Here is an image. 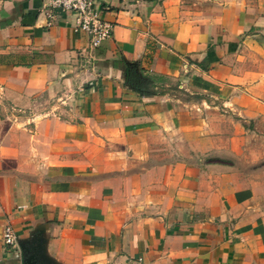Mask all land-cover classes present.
Instances as JSON below:
<instances>
[{"label":"crops","instance_id":"crops-1","mask_svg":"<svg viewBox=\"0 0 264 264\" xmlns=\"http://www.w3.org/2000/svg\"><path fill=\"white\" fill-rule=\"evenodd\" d=\"M48 2L0 0V227L54 264H264V177L199 161L264 158V0H95L94 48Z\"/></svg>","mask_w":264,"mask_h":264},{"label":"built area","instance_id":"built-area-1","mask_svg":"<svg viewBox=\"0 0 264 264\" xmlns=\"http://www.w3.org/2000/svg\"><path fill=\"white\" fill-rule=\"evenodd\" d=\"M47 6L45 25L51 24L54 11L70 13L74 19V30L88 37L89 48L96 47L110 35L111 24L99 17L95 0H49ZM0 241L3 246L14 251L16 257L20 256L18 238L8 222H4L0 227ZM131 264H144V262L141 257H136Z\"/></svg>","mask_w":264,"mask_h":264},{"label":"rangeland","instance_id":"rangeland-1","mask_svg":"<svg viewBox=\"0 0 264 264\" xmlns=\"http://www.w3.org/2000/svg\"><path fill=\"white\" fill-rule=\"evenodd\" d=\"M249 136L248 137H263L262 140H258L256 138H250L248 142V148H250V152L258 153L264 151V120L260 123V125H252L249 123ZM209 160V161H208ZM199 161L203 162H212L213 164H220L223 166H231L236 170H243V174H238L240 179L246 177L247 175L250 177V181H258V178L264 177L263 167H264V158H256L254 156L245 157H234L232 159H224L220 157L214 158H204L199 159ZM246 171V172H244Z\"/></svg>","mask_w":264,"mask_h":264},{"label":"water","instance_id":"water-1","mask_svg":"<svg viewBox=\"0 0 264 264\" xmlns=\"http://www.w3.org/2000/svg\"><path fill=\"white\" fill-rule=\"evenodd\" d=\"M18 247L22 254V264H54L44 254L40 230L28 239L18 240Z\"/></svg>","mask_w":264,"mask_h":264},{"label":"trees","instance_id":"trees-1","mask_svg":"<svg viewBox=\"0 0 264 264\" xmlns=\"http://www.w3.org/2000/svg\"><path fill=\"white\" fill-rule=\"evenodd\" d=\"M133 82H135V84H133V87L135 88V89H137V90H139L140 89V86L138 85V83L140 82L139 80H138V78L137 77H133ZM128 80H130L129 78H128Z\"/></svg>","mask_w":264,"mask_h":264}]
</instances>
